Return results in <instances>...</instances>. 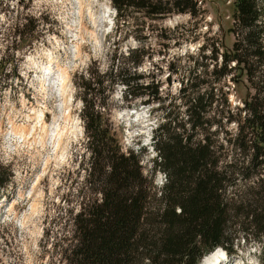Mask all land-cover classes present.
Listing matches in <instances>:
<instances>
[{
  "label": "trees",
  "instance_id": "1",
  "mask_svg": "<svg viewBox=\"0 0 264 264\" xmlns=\"http://www.w3.org/2000/svg\"><path fill=\"white\" fill-rule=\"evenodd\" d=\"M198 2L112 0V33L122 30L132 7L157 24L176 13L197 16ZM263 16V0H234L232 51L225 50L220 67L214 65L211 72L208 63L196 62L205 71H194L181 82L185 116L174 110L175 97L164 106L159 82H140L137 69L145 51L138 36V46L129 48L120 65L115 54L105 73L97 69L80 77L81 117L91 153L85 183L93 195L73 217L71 238L58 246L65 264H201L219 247L233 259L255 244L264 254ZM160 31L169 47L171 30L161 26ZM215 49L212 44V56ZM235 70L253 90L242 107H233L224 85L216 86ZM231 79L240 81L236 75ZM118 83L125 86L124 102L147 95L145 103L158 102L166 109L152 131L155 156L149 173L142 164L146 147L125 150L109 117L99 110L106 106L103 94L112 95ZM158 170L166 178L161 186L155 183ZM11 176L9 167L0 164V191Z\"/></svg>",
  "mask_w": 264,
  "mask_h": 264
},
{
  "label": "rangeland",
  "instance_id": "2",
  "mask_svg": "<svg viewBox=\"0 0 264 264\" xmlns=\"http://www.w3.org/2000/svg\"><path fill=\"white\" fill-rule=\"evenodd\" d=\"M198 6L197 16L176 13L157 24L132 7L122 30L114 35L112 0H0V164L12 174L0 191V264H65L58 246L71 238L73 217L82 201L93 195L85 183L91 153L81 117L83 100L77 84L81 76L97 69L105 73L115 54L120 65L129 48L138 46V36L145 51L137 69L140 82H159L164 106L175 97L174 110L187 114L179 95L181 82H187L194 71H205L196 62L208 63L209 72L216 64L220 67L222 53L232 51L236 40L234 0H199ZM161 26L171 30L169 47L164 45L169 40L162 38ZM212 44L217 48L215 56L210 52ZM202 45H208L206 50L200 49ZM53 55L69 72L63 95L55 79L46 75ZM239 73L235 70L216 83L217 88L224 85L233 107H242L253 92L246 76ZM235 75L240 81L231 79ZM124 90L118 83L112 95L103 94L106 106L99 110L109 117L125 150L139 144L146 147L142 164L149 173L155 156L152 131L166 109L158 102L145 103L147 95L128 104L121 97ZM42 111L52 125L47 137L36 119ZM34 125L33 143H24L13 132ZM52 130L62 138L58 150L54 136L50 137ZM41 135L46 142H41ZM154 177L158 186L166 180L159 170ZM262 256L255 244L222 264H264Z\"/></svg>",
  "mask_w": 264,
  "mask_h": 264
},
{
  "label": "bare ground",
  "instance_id": "3",
  "mask_svg": "<svg viewBox=\"0 0 264 264\" xmlns=\"http://www.w3.org/2000/svg\"><path fill=\"white\" fill-rule=\"evenodd\" d=\"M58 62H59V58L57 56H55V55L51 56L50 63L46 67V69H47L46 75L50 76L52 79H55L54 83L58 84V92L61 95H63V94H65L66 83H67V80L69 79L70 76H69V72L67 71V69L65 67H61L58 64ZM36 119H37L38 123L41 124L42 129H44V131L46 133L45 137H47L48 133L46 131L52 125L47 124V122L45 120L44 112L42 111V112L37 113ZM56 121H57V119L55 117L54 123H53L54 125L56 124ZM13 132L20 134V137L23 138V141H25L24 143L31 142V139H36V136H35L36 125H34L33 127H28V128L23 126V128H21V129H18V130L14 129ZM52 133H54V130H52L50 132V137L54 136L53 142L56 144V150H58L61 146V139L62 138L57 133H55V134H52ZM39 138L41 139L42 143L46 142L43 135H41ZM31 143H33V140ZM219 252L223 253L224 251L222 250V248L216 249L214 252L207 255L201 264H212L214 261L219 260V258H220Z\"/></svg>",
  "mask_w": 264,
  "mask_h": 264
}]
</instances>
